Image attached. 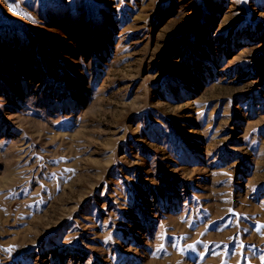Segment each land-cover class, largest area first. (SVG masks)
Wrapping results in <instances>:
<instances>
[{
    "label": "rangeland",
    "instance_id": "rangeland-1",
    "mask_svg": "<svg viewBox=\"0 0 264 264\" xmlns=\"http://www.w3.org/2000/svg\"><path fill=\"white\" fill-rule=\"evenodd\" d=\"M0 264H264V0H0Z\"/></svg>",
    "mask_w": 264,
    "mask_h": 264
}]
</instances>
